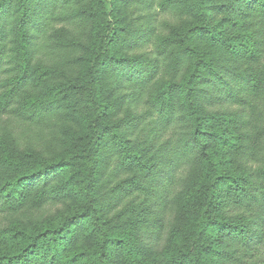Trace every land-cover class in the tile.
Instances as JSON below:
<instances>
[{
    "label": "trees",
    "instance_id": "16d2710c",
    "mask_svg": "<svg viewBox=\"0 0 264 264\" xmlns=\"http://www.w3.org/2000/svg\"><path fill=\"white\" fill-rule=\"evenodd\" d=\"M0 264H264V0H0Z\"/></svg>",
    "mask_w": 264,
    "mask_h": 264
},
{
    "label": "rangeland",
    "instance_id": "374dc122",
    "mask_svg": "<svg viewBox=\"0 0 264 264\" xmlns=\"http://www.w3.org/2000/svg\"><path fill=\"white\" fill-rule=\"evenodd\" d=\"M138 11H139L138 9H135V18L137 17L136 14L138 13ZM115 166H116V164L113 163V167H111V169H114ZM66 209L67 208H66V206L64 204H62V203H56L55 202L54 204L48 205V207L40 210V212H39L38 215H33L32 213H29L27 219H30V218L33 219L34 217L35 218L36 217H39L40 219H42V218H45V219L58 218L62 213H65L67 211ZM24 221L28 225L32 224V221L31 220H24ZM144 239H145V243H147L148 242L146 240L147 238L144 237Z\"/></svg>",
    "mask_w": 264,
    "mask_h": 264
}]
</instances>
